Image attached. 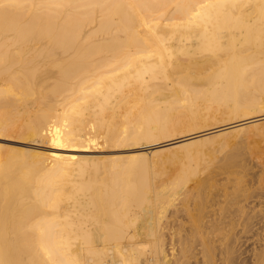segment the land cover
<instances>
[{
    "label": "bare ground",
    "instance_id": "6f19581e",
    "mask_svg": "<svg viewBox=\"0 0 264 264\" xmlns=\"http://www.w3.org/2000/svg\"><path fill=\"white\" fill-rule=\"evenodd\" d=\"M263 101L264 0H0V137L23 143L0 144V264H183L188 252L194 264H264V241L250 256L240 250L235 226L243 218L247 232L254 216L243 205L214 211L207 225L218 240L202 255L198 215L190 231L162 224L208 168L203 143L255 134ZM177 108L250 117L174 140ZM172 144L184 162L157 179L177 159L161 156ZM125 145L128 154L93 153ZM221 159L231 171L239 158Z\"/></svg>",
    "mask_w": 264,
    "mask_h": 264
},
{
    "label": "rangeland",
    "instance_id": "374dc122",
    "mask_svg": "<svg viewBox=\"0 0 264 264\" xmlns=\"http://www.w3.org/2000/svg\"><path fill=\"white\" fill-rule=\"evenodd\" d=\"M263 104H264V101H263ZM263 104L261 103V107H259L258 108V110L259 111H257V109L256 110H254V112L255 111H257V112H255V114L256 115H254V113L252 114V112H250L249 114H252V116L254 115V116H260V115H263L264 114V112H262L263 110H264V106H263ZM202 105H205V104H202ZM203 107V106H202ZM263 108V109H262ZM205 109H208V108H204V111H206ZM213 109H215V107L213 108ZM222 109V108H221ZM262 109V110H261ZM222 110H220L219 112L217 111V113H216V111L214 112V113H211V114H213V115H209V113H208V115L207 114H205V115H203V118H200L201 116H197V117H191L189 114H187L186 113V111H185V109H183V108H177V109H174L173 111H172V113H173V115H176L177 116V119H179V121L180 122H178L177 121V119H176V123L178 124V128H177V130L173 133L174 134V136L176 137H173V135H172V137L174 138V140H176V139H179V138H181L182 136H181V134L182 135H185L186 136V134H188V135H191V134H194V133H199V132H202V131H205V130H208L207 129V126H210V129L211 128H217V127H220V126H223V123H225L224 125H227V124H230V123H233V122H236V121H238L239 119H242L243 117L244 118H247V117H250V116H246L245 117V115H243V117H235L234 116V118H229V117H227V116H229V115H225L224 113H222L221 112ZM261 112V113H260ZM258 113H259V115H258ZM215 114V115H214ZM221 114H222V116H221ZM185 116L187 117L188 116V118H189V116H190V120L188 119H186L185 118ZM207 116V119L206 118H204V117H206ZM210 116H212V117H210ZM217 116V117H216ZM219 116H221L220 118H219ZM215 117V118H214ZM222 117H224V118H222ZM227 117V119H225ZM181 118H183V119H181ZM209 118V119H208ZM216 119L215 121H213V119ZM218 118V119H217ZM243 118V119H244ZM212 119V120H211ZM220 119V120H219ZM228 119L229 120H231V122H229L228 121ZM235 119V120H234ZM238 119V120H237ZM188 122H187V121ZM218 120V121H217ZM222 120V121H221ZM234 120V121H233ZM219 122V123H217V122ZM229 123H228V122ZM264 119L263 120H261V121H259V125H260V128H258L259 130H257V129H255L254 128V130L252 131V132H250V133H253V132H256L257 133V135H255L254 133V135L253 134H249V133H247V135L245 134V133H238L237 135H236V139H234V140H232L233 139V136L231 137L230 135L231 134H229V136H227V138H224L225 136H223V139H231L230 140V143H227L226 145H232L231 146V151L229 150V148H230V146L228 145V147L227 146H223L224 148H222V146H220L219 144L221 143V141H223V139H219V137H218V139H219V142L220 143H218V140H217V138L215 139L216 140V144H218V146L219 147H217V145H215V147L213 146L214 145V143H212L211 144V142H209V144L210 145H208L207 143L208 142H206V143H203V145H202V147H205L204 149L206 150H210L209 152H211V153H209L207 150V152L209 153V155H208V153H207V156H205L206 154H205V150H204V156H203V154L201 153V157H200V155L198 156L199 158V161L202 163V162H205L206 163V161H207V163H206V165H207V169H203V170H201L200 171V173L198 172V174H197V176H196V178H193V179H191V180H189L188 182H187V188H188V194H190L189 196H187L188 197V200L187 201H185V200H182L184 197L181 195V196H179L180 198H177V199H175V200H172L171 202H175L174 203V205H168L167 206V211H166V216H170V217H167V220H165L164 219V221L162 222V224H164L165 223V221H167L165 224L167 225V227H172L173 225L177 228L178 226V228L177 229H181V231L183 232V231H185L186 229V231H190V229H191V227H192V223H191V214H196V215H198V218H200V219H202L204 222H206V227H204L203 225H199V226H202L203 228H204V231L203 232H201V236L200 237H198L197 238V240L198 241H196L195 242V244L197 245V247L196 248H198V250H200V254L201 253H203V252H206L207 251V245L208 246H211V243L212 244H214V243H216V241L218 240V232L217 231H214L213 229H212V227L209 225H207V223H208V220L213 216V213H214V211H216V210H218L219 209V207L220 206H223V205H225L226 204V207H227V205H228V208L229 207H231L230 209H235V207H233V206H235V205H237V204H240V205H243V208H245L244 209V212H246L245 213V216H246V214H248V213H254V216L252 217V219H251V221H250V223L248 224V230H247V232H242L241 231V226L245 223V219H243V218H241V220L239 219L238 221L242 224H237V226H235V232L236 231H238V233L237 234H240V240H239V245H241V248H240V250H242V249H245V251H244V256H250V252H251V250L253 249V250H258L257 248H260L261 246H260V244H262V242L264 241V129H263V127H264ZM213 122H216V124H213ZM227 122V123H226ZM180 123V124H179ZM209 124V125H208ZM211 124H213V125H211ZM217 124H219V126L217 125ZM204 125L206 126L205 127V129H204ZM217 125V126H216ZM196 126V127H195ZM262 127V128H261ZM200 128V129H199ZM198 129V130H197ZM202 129H204V130H202ZM184 130H185V132H184ZM190 130V131H189ZM195 130H197V131H195ZM200 130H202V131H200ZM189 131V132H188ZM258 131V132H257ZM183 132V133H182ZM259 132H262L263 134H261V133H259ZM186 133V134H185ZM241 134V135H240ZM258 134H260V135H258ZM247 136V137H246ZM229 137V138H228ZM231 137V138H230ZM237 137H238V141H236L237 140ZM240 137V138H239ZM244 137V138H243ZM7 138H10V139H7ZM12 138L14 139V140H12ZM221 138H222V136H221ZM166 139V138H165ZM165 139L163 138L162 139V141L160 140H152V142H148V141H145L144 140V142H145V144H144V142H140L139 144H140V146H143V147H145V148H147V147H149L150 145L152 146L154 143V141L156 142V141H158L159 143H162V142H164L165 141ZM215 140H213L212 142H215ZM240 140V141H239ZM14 141V142H13ZM143 141V140H142ZM234 143H233V142ZM20 142L21 141H19V139L18 138H16V137H14V136H4L3 137V135H2V137H0V144L3 146V151L4 150H8V149H10V148H12V147H19V146H21V145H23V143L21 142V145H20ZM236 142H239L238 144H236L235 145V143ZM3 143V144H2ZM28 143L30 144V146H32L33 144H35L36 142H31V141H28ZM28 143H24V145L25 144H28ZM42 144V145H40V144ZM47 144L46 142H41V141H37V143L35 144V145H33V146H35V147H37V148H40V149H43V150H46V149H48L49 147H47V146H45V145H43V144ZM151 143H153V144H151ZM247 143V144H246ZM251 143V144H250ZM149 146H148V145ZM197 144L199 145V143H196V144H194L193 145V147L194 148H200L201 147V144L197 147ZM7 145V146H6ZM10 145H12V146H10ZM39 145V146H38ZM175 145H177V144H172L171 146L172 147H170L169 146V148L171 149H167V150H165V151H167V153H166V155L164 154V152H161V156L162 157H165V156H167V155H169V156H171V157H174V158H177L176 159V161H174V162H172V163H167V164H165V166H164V168L165 169H163L162 170V173H161V175L160 174H158V176H157V179H165L166 178V180H168V179H172V178H174L178 173H179V167H180V164H182V162H184L183 160H181L180 159V157L182 156V154L181 153H184L181 149L182 148H179L178 146H175ZM205 145V146H204ZM207 145V146H206ZM5 146V147H4ZM10 146V147H9ZM125 146H127V145H125ZM125 146H123L122 148H120V147H116V148H114V149H112L113 147H111V146H105L104 148H105V150H104V148L102 147V148H99V149H96V150H94L93 151V153L94 154H96V155H115L116 153L118 154L119 153V155H124V154H128V153H130L132 150L131 149H133V147L130 145V146H127V148H128V151H127V148L125 147ZM150 146V147H151ZM209 146V147H208ZM210 146H213L212 148H215V149H213V151H212V149H211V147ZM220 148V149H217V148ZM226 147V148H225ZM232 147H234V148H232ZM238 147V148H237ZM108 148V149H107ZM163 148H165V147H162V149ZM209 148V149H208ZM121 149H123V150H121ZM176 149V150H175ZM178 149H180V151L178 150ZM217 149V150H216ZM232 149H234V152H232L233 150ZM125 150V151H124ZM131 150V151H130ZM170 150V151H169ZM178 150V151H177ZM99 151V152H98ZM113 151V152H112ZM115 151V152H114ZM118 151V152H117ZM236 151H238V152H236ZM97 152V153H96ZM101 152V153H100ZM103 152V153H102ZM107 152V153H106ZM109 152V153H108ZM219 152V153H218ZM228 152V153H227ZM236 153L237 154V158H239L238 160H237V164L232 168V170L231 171H229V170H225V169H222V168H220V165H221V161H223L224 159H221V157H224L225 158V156H227L229 153ZM106 153V154H105ZM111 153V154H110ZM113 153V154H112ZM122 153V154H121ZM124 153V154H123ZM175 153H177V154H175ZM181 155H180V154ZM242 153H244V154H242ZM249 153V154H248ZM116 154V155H117ZM221 156V157H220ZM241 157V158H240ZM204 158V159H203ZM206 158H207V160H206ZM196 159V158H195ZM243 159H244V161H243ZM182 162H181V161ZM221 160V161H220ZM215 161V162H214ZM220 161V162H219ZM243 162V163H242ZM240 163V164H239ZM172 164H175V166L176 167H174ZM210 164H211V166H210ZM218 165V164H220V165H218L217 167H215L216 165ZM171 165V166H170ZM238 165V166H237ZM169 167V168H168ZM249 167V168H248ZM167 168V169H166ZM172 168V169H171ZM178 168V169H177ZM210 168H212L213 170H211ZM215 168V169H214ZM219 171H218V170ZM222 169V170H221ZM241 169V170H240ZM169 170V171H168ZM176 170V171H175ZM222 172H221V171ZM176 172V174H175V172ZM174 172V173H173ZM203 172V173H202ZM212 172H214L213 173V175L211 174ZM171 173V174H170ZM219 175H218V174ZM223 173V174H222ZM225 173V174H224ZM244 175H243V174ZM246 173V174H245ZM173 174V175H172ZM205 175V176H204ZM210 176V180H208L207 182H205V183H203V184H201L200 182H198V180H197V178H200V180H203V178H209V176ZM216 177H215V176ZM229 175V176H228ZM252 177H251V176ZM256 175V176H255ZM163 176V177H162ZM213 176V177H212ZM223 176V177H222ZM238 176H242V177H240L239 178V180L241 181L240 183L242 184V188H241V184H239V180H238ZM259 176V177H258ZM158 177H160V178H158ZM220 177H222V179L220 178ZM226 177V178H225ZM231 177V178H230ZM237 177V178H236ZM212 178V179H211ZM216 178V179H215ZM219 178H220V180H219ZM224 178V179H223ZM234 178V179H233ZM259 178V179H258ZM156 179V180H157ZM214 179V180H213ZM225 179H227V180H225ZM231 179V180H230ZM243 179V180H242ZM155 180V181H156ZM213 180V181H212ZM219 180V181H218ZM254 180V181H253ZM159 181V180H158ZM157 181V182H158ZM218 181V182H217ZM229 181V182H228ZM156 182V183H157ZM212 182V183H211ZM220 182V183H219ZM234 182V183H233ZM237 182V183H236ZM159 183V182H158ZM194 183V184H193ZM197 183V185H195ZM206 183L208 184L207 186H206ZM215 185H214V184ZM223 183V184H222ZM236 183V184H235ZM246 185H245V184ZM255 183V184H254ZM192 184H193V186H192ZM200 184V185H199ZM211 184V185H210ZM205 185V186H204ZM223 185V186H222ZM235 185H237V187L235 186ZM254 185V186H253ZM192 186V187H191ZM195 186V187H194ZM199 186V187H198ZM248 186V187H247ZM197 187V188H196ZM226 188V190H225V188ZM239 187V188H238ZM191 188V189H190ZM195 188V189H194ZM220 188V189H219ZM221 188H223V189H221ZM233 188V189H232ZM247 188L250 190H247ZM241 189V190H240ZM252 189H254L253 190V192L254 193H252L251 191H252ZM190 190H191V192H190ZM220 190V191H219ZM243 190V191H242ZM235 191V192H234ZM198 192V193H197ZM230 192V193H229ZM219 193V194H218ZM225 193V194H224ZM232 193V194H231ZM242 193H244V194H242ZM221 194V195H220ZM236 194V195H235ZM249 194V195H248ZM194 195V196H193ZM225 195H226V198L229 196V195H231L230 197H228L229 199H227V201H226V198H225ZM233 195H235V196H233ZM245 195V196H244ZM193 196V197H192ZM243 196H244V198H243ZM178 197V196H177ZM182 197V198H181ZM236 197H239L240 198V201H238L239 200V198H238V200H237V198L235 199ZM246 197V198H245ZM194 198V199H193ZM225 198V200H223ZM181 199V200H180ZM231 199V200H230ZM228 200H229V203H228ZM183 201H184V203H183ZM235 201V202H234ZM186 202V203H185ZM217 202V203H216ZM220 202H221V204L222 205H220ZM227 202V203H226ZM240 202V203H239ZM224 203V204H223ZM181 204V205H180ZM190 204V205H189ZM235 204V205H234ZM187 205V206H186ZM255 205V206H254ZM175 206V207H174ZM238 206V205H237ZM179 208V209H178ZM187 208V209H186ZM194 208V209H193ZM175 209V210H174ZM189 209V210H188ZM252 209H254V210H252ZM187 210L189 211V212H187ZM191 210V211H190ZM256 210V211H255ZM190 212H191V214H190ZM187 213V214H186ZM202 213V214H201ZM190 214V215H189ZM200 214H201V216H200ZM172 220V222H170ZM150 221H152V220H150ZM169 221V222H168ZM175 221H176V223H175ZM178 223L180 224V225H178ZM164 224V225H165ZM182 225V226H181ZM184 226V227H183ZM167 227H166V230H167ZM182 227V228H181ZM236 227H238V228H236ZM241 227V228H240ZM165 229V228H164ZM164 229H163V232H164V237H166V238H164V243H168L169 244V232H167L166 230L164 231ZM179 229V230H180ZM183 229V230H182ZM241 231V233H240V231ZM168 233V234H167ZM245 233V234H244ZM167 234V235H166ZM175 237H177V236H175ZM214 240V242H212ZM175 241H176V239H175ZM261 242V243H260ZM166 243V245L165 244H163V247H165V251H166V253H167V257L168 256H170V254H168L169 253V251H170V249H168V244ZM198 243V244H197ZM195 245V246H196ZM257 246V247H256ZM167 248V249H166ZM256 248V249H255ZM168 250V251H167ZM252 250V251H253ZM190 252H188V253H186V256H188V258L187 257H185V261L183 262V264H185L186 263V260L188 261V259H189V257H191V254H189ZM202 255V254H201ZM199 257H201L200 255H198ZM205 257H208V256H205ZM208 260V262L210 261V259L208 258L207 259ZM192 262V263H191ZM187 264H194L193 263V258L191 257L190 259H189V261L187 262ZM200 264H203V263H201L200 262ZM210 264V263H209Z\"/></svg>",
    "mask_w": 264,
    "mask_h": 264
}]
</instances>
